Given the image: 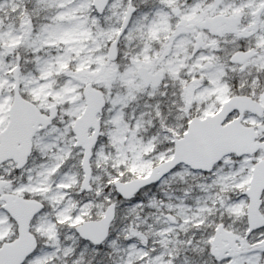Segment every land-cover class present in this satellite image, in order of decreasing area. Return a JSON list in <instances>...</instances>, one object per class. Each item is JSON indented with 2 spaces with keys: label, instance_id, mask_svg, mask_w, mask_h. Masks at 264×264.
Wrapping results in <instances>:
<instances>
[{
  "label": "snow or ice",
  "instance_id": "snow-or-ice-1",
  "mask_svg": "<svg viewBox=\"0 0 264 264\" xmlns=\"http://www.w3.org/2000/svg\"><path fill=\"white\" fill-rule=\"evenodd\" d=\"M0 264H264V0H0Z\"/></svg>",
  "mask_w": 264,
  "mask_h": 264
}]
</instances>
